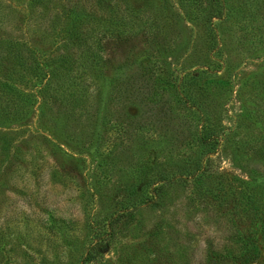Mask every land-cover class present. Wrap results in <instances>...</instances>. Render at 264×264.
Instances as JSON below:
<instances>
[{
  "label": "rangeland",
  "instance_id": "rangeland-1",
  "mask_svg": "<svg viewBox=\"0 0 264 264\" xmlns=\"http://www.w3.org/2000/svg\"><path fill=\"white\" fill-rule=\"evenodd\" d=\"M167 2L178 11V0ZM152 3L157 7L158 0ZM256 4L258 8L232 0L227 22H212L215 44L199 25L182 20L189 46L199 51L209 72L210 83L203 96L198 94L199 109L184 111L175 104L179 98L172 88L154 91L161 102L157 117H148L151 106L146 102L124 106L131 116L142 114L143 130L135 142L139 149L132 146L125 164L95 170L93 143L92 149L81 144H89L81 137H90L93 122L64 101L69 91L83 100L92 90L91 84L78 83L80 75L70 59L64 63L59 57L60 52L65 58L70 54L69 46L65 49V15L56 17L53 33L38 31L43 15L56 14L54 7L62 3L39 9L38 15L29 0H0V264H264V0ZM203 9L188 8L187 21L205 17ZM170 36L177 39L173 32ZM148 63L150 86L154 77L163 80L164 75L159 64ZM195 64L174 69L191 73L201 67L193 68ZM141 67L147 68L145 62ZM138 71L137 66L123 69L117 64L91 68L117 89ZM55 79L63 83L62 97ZM166 106L171 110L163 115ZM200 114L208 117L221 140V150L215 146L211 155H200L209 177L202 182L170 177L154 205L139 202L125 218L113 221L111 229L104 227L106 215L136 197L128 191L142 189L153 170L176 173L199 156L197 137L205 126ZM120 129H100V154L126 149ZM98 233L105 239L92 248Z\"/></svg>",
  "mask_w": 264,
  "mask_h": 264
},
{
  "label": "trees",
  "instance_id": "trees-1",
  "mask_svg": "<svg viewBox=\"0 0 264 264\" xmlns=\"http://www.w3.org/2000/svg\"><path fill=\"white\" fill-rule=\"evenodd\" d=\"M152 1L29 0V3L37 10L38 15H42L39 9H48L51 3H62L59 7H54L56 14L50 11L48 15H43L44 19L41 20L42 23H40L38 31L41 33H49L51 31L53 33L57 25L56 17L65 15L67 20L64 30V35L66 36L65 49L66 46H69L70 54L65 58L60 52L59 57L64 63L70 59L71 65L76 67L74 72H79L80 79L77 78L79 80L78 83L86 87H88L87 83H89L92 90L88 91V96L84 97L83 100L77 99L76 94L78 93L75 94V92L69 91V95L67 94L68 100L64 99V101L67 104H72L71 107L74 109L79 108V112L87 115L85 120L89 123L93 122V129H90V124L85 126L87 133L89 129L91 130L90 137L87 138V134L86 137H81L89 140V144L87 141L81 144H87V149L88 147L92 149L90 141L93 143L90 157L93 160L95 170L114 167L113 163L118 161L125 164L126 162L123 160L127 161L126 157L128 156L130 159L133 154L132 146L134 145V151L139 149L138 144L135 142L140 141V133L143 130L142 114L138 115L136 112L135 115L131 116L125 112L124 106L132 105L134 102L143 106L142 102H146L151 106L148 110V115L150 114L148 117H157L158 113L156 115V112L158 110L160 112L161 102L156 97L158 93L155 95L154 91H160L162 94L172 88L174 92L176 91L175 93L179 98H176L175 104L181 106L184 111H195V109H199L201 103L198 94L202 93L203 96L204 87L207 83H210L208 81L209 77L206 76L209 73L208 69L207 67H202L203 61H200L201 54L198 58L199 51L196 52L193 46H189L190 37H185L186 28L183 25V21L185 20L189 26H192V24H194L193 26L199 25L200 30L206 36L205 38L215 44L214 37H212L213 33H215L211 29L212 22L216 20L223 21V24L227 22L232 11V6L230 5L232 0H178L177 8L180 13L177 10L173 11L167 0H158L157 7H153ZM256 2L258 0H243V4L258 8ZM194 5L203 6L202 13L205 14V17L201 16L200 20L188 22L186 19L188 16L187 9ZM255 15L252 14V16ZM171 22L175 23L174 26ZM172 32L176 34V40L170 36ZM138 36L139 39L136 40ZM145 37L148 41L145 42L144 39L145 44H141L143 46L141 47L140 42L143 41L140 39ZM216 46L222 47L218 43H216ZM65 53H67L66 50ZM151 60L160 65L158 66V71L164 75V79L154 77L149 86L147 80H151L153 76L149 75L152 68H149L148 65L150 63L148 61ZM190 61L196 63L193 68L201 67L191 73H188L189 69H186L181 72L182 75L174 69V67L179 66V71L183 70L181 68L182 65ZM142 62H145L147 68L142 69ZM113 64H117L118 67L123 69L137 66L139 71L137 73L133 72L128 82L118 89L111 87V81L104 80L91 72L92 67L99 66L100 69H103L108 65L113 67ZM154 66L152 65V67ZM168 82L171 83V86ZM62 84L59 79L53 81V85L60 92ZM260 84L261 90L264 92V82ZM152 87L154 88L153 90L151 89ZM92 91L95 93L94 97H92ZM113 93L114 96L111 97ZM64 94L61 92L59 96L62 97ZM79 102H82V104L77 107ZM167 106L163 115H165L166 111L171 110ZM109 110L111 111L110 114L107 113L110 112ZM94 115L97 116L94 117ZM199 120L205 124V126L201 125L199 127L197 137V147L200 149L199 156H193L187 165L178 167L176 173L163 169L153 170V173L149 174V176L151 175L150 182L145 184L142 189L136 192L133 190L128 191V196L132 198L135 195L136 197H133L129 203L121 204L117 211L106 215L107 220L104 227L111 229L113 221L125 218L129 215L130 210L138 206L139 202H144V205L154 202V205L160 199L158 196L161 193V185L171 180L169 179L170 177L189 178L194 182H202L206 177H209L206 171L203 170L200 155H211L209 153L215 146L221 150V140L211 130L210 121L206 115L200 114ZM48 122L58 132L63 130V127L57 125L56 122ZM107 125L121 127L120 131L128 142L126 149H122L116 154L112 152L106 155L100 154V129L105 128ZM171 138L169 136V138L165 139L166 143L171 142ZM141 146L144 145L142 144ZM145 146L150 149L146 143ZM217 148L214 149L213 153ZM130 149L131 151H129ZM145 150L146 148L143 151ZM231 158H234V155H231ZM127 164H132V160H129ZM143 165L144 167L146 166L145 164ZM147 187L149 191L146 190ZM83 206L85 207L86 203ZM53 223L64 224V222L57 220H54ZM64 227H68L69 230V226ZM104 239L105 236L98 233L92 248L98 247V244H102Z\"/></svg>",
  "mask_w": 264,
  "mask_h": 264
}]
</instances>
